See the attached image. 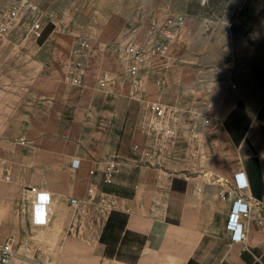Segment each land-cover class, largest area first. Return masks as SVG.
Returning a JSON list of instances; mask_svg holds the SVG:
<instances>
[{
	"label": "crops",
	"instance_id": "1",
	"mask_svg": "<svg viewBox=\"0 0 264 264\" xmlns=\"http://www.w3.org/2000/svg\"><path fill=\"white\" fill-rule=\"evenodd\" d=\"M117 8L125 20L113 26L122 31L127 21L140 17L132 13L139 8L130 3ZM149 20L134 30L140 44L161 34L153 18ZM82 41L89 44V51L81 48L77 63L73 62V49ZM89 41L61 37L47 64L39 58L28 62L33 100L24 105L29 111L18 113L23 129L18 141L6 146L8 157H3L11 178H0V222L10 218L21 193L32 200L31 188L38 187L53 199L51 222L36 227L56 229L60 235L54 264H264V81L260 74L252 70L233 83L232 90L228 86L218 90L221 98L213 99L206 109L199 110L189 101V114L176 115V146L157 151L151 147L155 118L132 97L130 82L123 80L129 76L126 55L92 49ZM76 65L82 69L76 74L82 83L72 81ZM194 70L200 71L189 68V74ZM154 80L143 88V95L168 104L161 94L171 92V86ZM182 139L189 144L184 151L178 150ZM112 159L118 161L113 183L130 188V195L103 190L102 171L91 174V169H101ZM239 172L249 183L237 191L249 203V215L242 219L246 238L237 242L226 225ZM98 191L106 195L105 207L90 225L77 223L78 217L67 222L65 216L56 215L62 207H79L92 200ZM72 198L78 199L77 205ZM113 210L127 214L117 250L129 246L127 237L141 238L136 240L135 262L101 252V232Z\"/></svg>",
	"mask_w": 264,
	"mask_h": 264
},
{
	"label": "rangeland",
	"instance_id": "2",
	"mask_svg": "<svg viewBox=\"0 0 264 264\" xmlns=\"http://www.w3.org/2000/svg\"><path fill=\"white\" fill-rule=\"evenodd\" d=\"M30 2L37 7L32 9ZM121 3H130L140 10L132 12L140 17L127 21L125 27L129 29L124 27L123 31L113 26V22L125 20L123 12L116 9ZM14 8H18L19 13L11 20L9 14ZM168 10L184 14L186 21L180 29H170L176 37L173 36L175 40L163 55L153 54L149 49L157 44L160 34L156 40L141 42L146 53L143 88L154 79L171 86V92L161 95L170 104V118L174 123L179 113L189 114V101L199 110L206 109L213 99L221 98L218 90L226 86L232 90V84L243 80L252 70L264 81V0H0V156L8 157L6 146L18 141L23 129L18 113L29 111L24 105L33 100L28 89L33 77L28 70L31 59L39 58L47 64L56 41L66 36L91 40L92 49L98 51L112 49L126 55L127 47L140 44L139 36L134 34L138 24L151 18L163 22ZM36 20L43 28L41 37L31 31ZM3 24H8L6 30L1 29ZM126 61L128 69L129 61ZM189 68L200 71L189 74ZM129 78L123 79L126 84H131ZM175 126L177 128L176 123ZM177 136L165 152L176 146ZM187 144L182 139L178 150L184 151ZM116 188L121 190L119 185L103 177V190ZM105 196L98 191L92 200L79 207H62L56 215L65 216L67 222L78 217L77 223L90 225L91 219L103 215ZM31 205L30 197L21 193L11 208L10 218L3 220L0 243L4 237L13 238L16 256L11 264H54L60 235L56 229L42 231L32 224ZM118 221L117 229L120 219ZM90 229L93 231L95 226L92 224ZM136 237H127L129 246H121L117 254L134 257L139 251ZM119 238L112 248L117 247ZM106 248L102 243L101 252L106 253Z\"/></svg>",
	"mask_w": 264,
	"mask_h": 264
},
{
	"label": "built area",
	"instance_id": "3",
	"mask_svg": "<svg viewBox=\"0 0 264 264\" xmlns=\"http://www.w3.org/2000/svg\"><path fill=\"white\" fill-rule=\"evenodd\" d=\"M25 3V2H24ZM29 6L34 9L36 4L29 3ZM19 13L18 8H14L9 16L11 20H14ZM186 21L184 14L168 10L164 14L163 22L159 19L153 20V25L158 26L161 31L160 38L157 39V44L151 46L149 49L153 54L163 55L167 52L171 39L174 36V32L170 29H180ZM8 24H3L1 29L6 30ZM162 29V30H161ZM31 31L37 37L43 35V28L39 20H36L31 25ZM89 44L82 41L77 47L73 49V62L77 63V57L80 54L81 48L87 47ZM145 48L141 44L130 45L126 48V57L129 61V77L132 87V97L143 102L146 108L152 113L155 118V122L152 125V135L155 142L151 145L154 150H168L174 138L177 136V128L175 124H172L170 118V106L161 101L147 100L143 95V80H144V68H145ZM82 69L76 65L75 70L72 72V81L75 83H82L81 75H76ZM105 85V82H102ZM235 87V85H233ZM209 119H206V122ZM24 142V138L22 139ZM7 159L0 156V178L9 180L11 178L9 170L5 167ZM102 171L104 180L113 181L114 175L118 170V161L109 160L105 162V165L101 169H91V174L97 175L98 171ZM236 185L235 191H242L249 187L247 177L244 172H239L235 176ZM33 192L32 205L30 210V220L33 225L44 226L51 222L54 213L53 199L50 192L42 190L38 187H32ZM41 197H45L41 199ZM234 197V198H233ZM232 197V207L227 222V229L231 232V238L233 241H243L246 238V233L243 230L244 223L243 217L249 215V203L245 201V197L238 193ZM71 203L73 205L78 204L77 198H72ZM4 232L3 223L0 222V235ZM16 256V250L13 243V238L4 237L0 243V264H10Z\"/></svg>",
	"mask_w": 264,
	"mask_h": 264
},
{
	"label": "trees",
	"instance_id": "4",
	"mask_svg": "<svg viewBox=\"0 0 264 264\" xmlns=\"http://www.w3.org/2000/svg\"><path fill=\"white\" fill-rule=\"evenodd\" d=\"M240 115H243V114H240ZM239 124H241L240 116H239ZM227 127L233 133L230 122L227 123ZM233 139H235V142L239 141V138L234 136V133H233ZM121 190L116 188V189L105 190V191L115 192V193L120 194V195H130L131 194V191H127L126 189H124L122 187H121ZM118 219H120V227L117 229V223L119 222ZM126 220H127V214L126 213L118 211V210H113L111 212L109 218H108V221L106 222L104 229H103L100 241L107 245L106 253L104 252L105 256L112 257V258L117 257L119 259L123 258V259H126L127 261L135 262L139 256V251L134 257H131V258L122 257V256L117 254V249L112 248V246H111L113 244V242L117 241L116 239L120 237V234L122 237V232L125 229ZM134 236H137L136 240H139V242L141 241V238L139 237V235L134 234ZM119 239L121 240V238H119Z\"/></svg>",
	"mask_w": 264,
	"mask_h": 264
},
{
	"label": "snow or ice",
	"instance_id": "5",
	"mask_svg": "<svg viewBox=\"0 0 264 264\" xmlns=\"http://www.w3.org/2000/svg\"><path fill=\"white\" fill-rule=\"evenodd\" d=\"M45 197H41V199H44Z\"/></svg>",
	"mask_w": 264,
	"mask_h": 264
}]
</instances>
